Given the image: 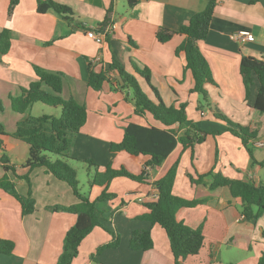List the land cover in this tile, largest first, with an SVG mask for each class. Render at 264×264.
I'll use <instances>...</instances> for the list:
<instances>
[{
  "label": "crops",
  "instance_id": "1",
  "mask_svg": "<svg viewBox=\"0 0 264 264\" xmlns=\"http://www.w3.org/2000/svg\"><path fill=\"white\" fill-rule=\"evenodd\" d=\"M54 1L71 8L69 20L51 9L38 12V0H14L10 13L11 0H0V32L8 28L10 37V47L0 59V123L11 133L27 116L60 114V107L43 103L47 107L43 108L38 106L41 102H34L24 113L14 111L10 97L18 96L22 88L36 79L34 66L62 72L60 95L64 98L72 96L87 109L84 125L71 138L69 155L83 162L93 159L99 164V171L110 162L114 169L124 167L132 174L143 170L146 173L141 181L116 176L108 184L90 185L88 192H83L94 199L107 187V191L114 194L104 204V216L105 226L118 234L119 244L96 253L100 246L112 240L113 234L95 226L81 241L72 264H173L168 237L158 224L150 227L152 248L133 251L128 241L135 228L148 227V222L137 217L148 212L146 203L154 201L158 195L156 181L175 161L178 163L173 194L187 200H203L192 207H181L175 214L177 220L201 227L204 235L200 251L188 255L183 262L256 264L259 256L264 254V213L257 220L243 218L240 199L233 197L227 186L211 189L210 176L202 177L200 183H193L191 178L213 170L255 185L264 181V166L252 163L239 137L229 131L212 134L225 127L224 122L215 117V111L234 122L250 125L257 131L256 137L249 142L253 157L256 161L264 159V146L255 145V141L264 139V114L245 100L239 73L242 55L264 60V0H214L207 34L197 41L213 80L205 83L206 96H212V109L206 101L212 110L211 117L199 101L201 95L191 91L193 77L191 71L185 69L183 51L177 52L183 35L175 32L165 42L156 37L161 28L175 31L188 23L190 17L203 10L210 0ZM107 16L115 28L102 43L95 42L86 31L101 24ZM239 29L249 30L254 39L232 40L229 34ZM113 54L129 72L135 73L134 66L148 68L150 83L167 104L177 106L186 102L188 121L173 127L178 130V135L196 131L203 140L187 146L178 142L155 168L144 167L147 155L110 152V143L122 139L123 127L130 121L163 128L150 114L139 116L134 113L133 104L125 99V91L114 89L115 71L109 72V79L99 90L87 85L89 69H106ZM137 79L148 96H153L145 79L139 75ZM216 97L227 102L221 104ZM236 105H241V110H235ZM190 121H206L208 125L204 130L197 126L192 129ZM6 144L5 151L0 149V157L6 154L9 163L16 167L15 174L10 170L7 174L19 194L31 195L35 209L23 213L18 199L0 187V240L13 243L10 253H0V264H56L65 233L75 223L76 215L52 208L71 205L77 198L65 181L47 173L43 167L30 171L23 167L29 152L25 141L9 136ZM4 173L0 164V177ZM17 175H27L28 179ZM141 197L143 199L139 200ZM235 249L246 255L235 258Z\"/></svg>",
  "mask_w": 264,
  "mask_h": 264
},
{
  "label": "trees",
  "instance_id": "2",
  "mask_svg": "<svg viewBox=\"0 0 264 264\" xmlns=\"http://www.w3.org/2000/svg\"><path fill=\"white\" fill-rule=\"evenodd\" d=\"M14 0L9 5V13L12 10ZM214 0L208 1L203 10L194 13L188 23L181 25L177 30H167L161 28L156 32V37L160 42H165L177 32L183 35V41L178 46L185 55V69L192 73L193 86L191 91H195L203 98L206 97L205 83L212 82V76L205 57L197 46V41L203 40L207 34L209 22L214 9ZM37 11L40 13L54 10L63 18L69 20L72 10L69 6L55 2L54 0H38ZM109 17L99 25L97 29H103L108 25ZM108 36L106 34L105 38ZM10 47L9 29L3 28L0 32V59ZM135 73L127 71L118 58L113 54L106 69L88 71L87 85L95 90H99L102 84L109 79V72L115 71V87L122 92L125 91V99L133 104L134 113L139 116L150 114L152 119L158 122L163 128L150 124H140L128 122L123 127V137L118 142H111L110 152L125 151L131 155H147L144 167L155 168L159 166L167 155L180 142L183 146L192 145L194 142L203 140V137L196 131L185 132L178 135V127L186 123V102H180L177 106L167 104L160 96L158 90L150 83V72L148 68H138L134 66ZM36 79L31 81L26 88L21 89L18 96L10 97L11 107L14 111L24 113L34 102H41L51 106L60 107V114L27 116L17 126L16 130L9 133L0 123V149L7 148L6 138L9 136L19 138L29 145V152L23 167L29 171L35 167H43L47 173L55 178L65 181L77 201L68 206H54L52 209L74 213L75 223L70 226L64 236L62 251L56 264H72L77 256L78 247L83 238L88 235L95 226H101L109 233L113 234L110 242L100 246L96 253L102 248H115L119 244L118 234H114L109 227L105 226L106 218L104 213L105 202L114 197L113 193L107 191L105 187L94 199L81 192L76 170L68 162L69 159H76L69 155L68 151L71 138L79 132L87 118V109L84 104L76 101L72 96L64 98L60 95L63 85V73L46 70L39 66H34ZM239 73L245 89V100L259 113L264 114V60L250 55H242L239 62ZM137 75L145 79L149 85L153 96L142 89ZM1 108V106H0ZM215 117L224 122L225 127L216 130L212 134H219L229 131L239 137L247 148L252 163L264 166V159L256 161L253 157L250 140L254 139L257 131L250 125H243L232 121L223 114H215ZM190 128L195 129L198 125L192 121ZM50 154L56 155L51 159ZM84 162L89 167L94 168V172L89 179L90 185H103L116 176H125L130 179L141 181L146 173L143 170L139 174H132L124 167L112 168L108 162L103 170L99 171V164L93 159H85ZM178 161H175L167 172L156 181L158 195L154 201L146 203L148 212L141 214L137 219L148 222V227L135 228L129 237V248L133 251H145L153 246L151 236V225L158 224L166 233L170 251L173 257V264H185L183 261L188 255L196 254L204 244V235L201 227H192L176 219V212L181 207H192L203 200H187L173 194V184ZM5 173L0 177V187L18 199L22 212L29 213L35 209V201L28 193L21 195L17 192L15 183L9 178L7 172L10 170L15 174L16 167L9 163L6 154L0 157ZM210 176L209 188L227 186L230 194L237 197L241 202V213L243 218L257 220L264 213V181L255 185L246 180L229 178L220 172L210 170L204 174H198V178H191L193 183L203 182L202 177ZM28 179L27 175L19 176ZM13 243L9 240H0V253H10ZM220 264V263H213ZM256 264H264V254H261Z\"/></svg>",
  "mask_w": 264,
  "mask_h": 264
},
{
  "label": "rangeland",
  "instance_id": "3",
  "mask_svg": "<svg viewBox=\"0 0 264 264\" xmlns=\"http://www.w3.org/2000/svg\"><path fill=\"white\" fill-rule=\"evenodd\" d=\"M199 98H200L199 101L204 106V108H207V111L206 112H209L210 113V117H211L212 116V114H211V111L212 110L209 109V107L207 106V104L209 103L211 105V109L213 108V102L211 100L212 99V96H210V97L209 96L208 97L206 96L205 98H203L202 96H199ZM219 99L220 98H217L216 97V101H221V104L227 102L225 100L223 101V100H221V99L219 100ZM0 106L2 108L1 101H0ZM38 106H42L43 108H47L46 105H44L43 103H38ZM241 107H242L241 105H236L234 109L237 110V111H239V110H241ZM51 108H53V107H51ZM40 113H43V112H40ZM215 113L216 114H219V112H216V111H215ZM58 115L59 114L57 112L56 116H58ZM219 123H221V122H219ZM196 124L198 125V127L200 129H203V130H204V127H206L208 125L206 121H203V123L197 122ZM214 124H216V123H214ZM50 156H51V159H54L56 157V155H54V154H50ZM68 162H69V164L71 166H73L75 168V170L77 172V178L79 180V187H80L81 191L84 192V193H87L88 190H89V188H90L89 179L91 178V176L93 174L94 168H92V167L89 168L86 162L78 161V160H75V159H69ZM260 235L262 236V233H260ZM224 252L226 253V251H224V249H223V255H224ZM233 252L235 254L234 255L235 258H237V259H240V258H242L243 256L246 255L245 253H243L239 249H235ZM259 253H260V249H259Z\"/></svg>",
  "mask_w": 264,
  "mask_h": 264
},
{
  "label": "built area",
  "instance_id": "4",
  "mask_svg": "<svg viewBox=\"0 0 264 264\" xmlns=\"http://www.w3.org/2000/svg\"><path fill=\"white\" fill-rule=\"evenodd\" d=\"M113 28H115V24L111 22L108 25H106L103 29H97L96 27H92L86 31V34L88 37L92 38L95 42L102 43L105 39L106 34H109V32ZM229 36L232 40L237 42H245L254 39L252 33L247 29H239L229 34ZM255 145L257 147H263L264 139L255 141ZM142 199H143L142 197L139 198V200Z\"/></svg>",
  "mask_w": 264,
  "mask_h": 264
}]
</instances>
